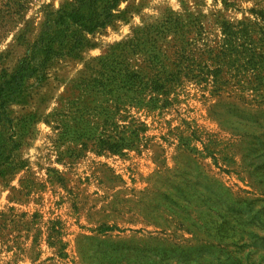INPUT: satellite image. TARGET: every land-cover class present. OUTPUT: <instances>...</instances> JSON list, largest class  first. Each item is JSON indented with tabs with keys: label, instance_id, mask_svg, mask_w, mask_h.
Instances as JSON below:
<instances>
[{
	"label": "rangeland",
	"instance_id": "rangeland-1",
	"mask_svg": "<svg viewBox=\"0 0 264 264\" xmlns=\"http://www.w3.org/2000/svg\"><path fill=\"white\" fill-rule=\"evenodd\" d=\"M73 0L0 4V83ZM0 122V264H264V0H119Z\"/></svg>",
	"mask_w": 264,
	"mask_h": 264
},
{
	"label": "trees",
	"instance_id": "trees-1",
	"mask_svg": "<svg viewBox=\"0 0 264 264\" xmlns=\"http://www.w3.org/2000/svg\"><path fill=\"white\" fill-rule=\"evenodd\" d=\"M10 7L18 0H0ZM119 0H73L68 8L47 14L41 33L18 67L0 83V122L8 119L6 105L21 92L26 80L42 75L51 60L69 56L87 43L86 35L104 29L115 16ZM11 7L8 8V11Z\"/></svg>",
	"mask_w": 264,
	"mask_h": 264
}]
</instances>
